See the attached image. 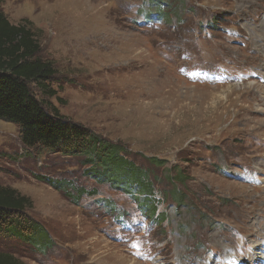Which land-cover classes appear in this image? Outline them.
Here are the masks:
<instances>
[{"label":"rangeland","instance_id":"rangeland-1","mask_svg":"<svg viewBox=\"0 0 264 264\" xmlns=\"http://www.w3.org/2000/svg\"><path fill=\"white\" fill-rule=\"evenodd\" d=\"M0 9L13 25L31 22L53 64L56 96L34 88L38 97L126 146L161 202L135 219L131 198L85 177L74 158L26 150L17 127L0 122V186L32 200L28 217L55 242L45 254L9 244L22 264H263L264 0H0Z\"/></svg>","mask_w":264,"mask_h":264},{"label":"trees","instance_id":"trees-1","mask_svg":"<svg viewBox=\"0 0 264 264\" xmlns=\"http://www.w3.org/2000/svg\"><path fill=\"white\" fill-rule=\"evenodd\" d=\"M41 53L31 22L25 20L13 25L0 9V122L17 127L26 150L76 159L84 167L85 177L131 198L143 215L148 216L152 211L150 205L159 207L161 203L156 199L149 170L138 164L126 146L66 120L57 108L40 99L34 91L36 88L45 97L56 96L50 88L55 69L51 62L42 59ZM146 161L150 167L163 165L153 158ZM51 185L71 200L72 196L57 182ZM32 209L30 198L0 186V244H3L0 264H22L9 249L11 243L34 253L45 254L54 249L55 242L49 231L28 217ZM161 216L159 213L156 220L160 221ZM2 240L8 241L7 244Z\"/></svg>","mask_w":264,"mask_h":264},{"label":"bare ground","instance_id":"bare-ground-1","mask_svg":"<svg viewBox=\"0 0 264 264\" xmlns=\"http://www.w3.org/2000/svg\"><path fill=\"white\" fill-rule=\"evenodd\" d=\"M241 189H242V188H241ZM263 247H264V244H263ZM123 263H124V264H134V263H131V261H127V260H123ZM233 264H253V263H251L250 261H249L248 263H240V262L234 260V261H233ZM263 264H264V262H263Z\"/></svg>","mask_w":264,"mask_h":264},{"label":"crops","instance_id":"crops-1","mask_svg":"<svg viewBox=\"0 0 264 264\" xmlns=\"http://www.w3.org/2000/svg\"><path fill=\"white\" fill-rule=\"evenodd\" d=\"M124 255H130V254H126V253H125Z\"/></svg>","mask_w":264,"mask_h":264},{"label":"built area","instance_id":"built-area-1","mask_svg":"<svg viewBox=\"0 0 264 264\" xmlns=\"http://www.w3.org/2000/svg\"><path fill=\"white\" fill-rule=\"evenodd\" d=\"M142 20V19H141Z\"/></svg>","mask_w":264,"mask_h":264}]
</instances>
